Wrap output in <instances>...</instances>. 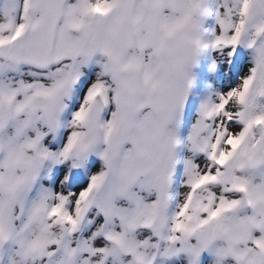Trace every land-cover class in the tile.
I'll return each instance as SVG.
<instances>
[{"label": "snow or ice", "instance_id": "snow-or-ice-1", "mask_svg": "<svg viewBox=\"0 0 264 264\" xmlns=\"http://www.w3.org/2000/svg\"><path fill=\"white\" fill-rule=\"evenodd\" d=\"M0 264H264V0H0Z\"/></svg>", "mask_w": 264, "mask_h": 264}]
</instances>
